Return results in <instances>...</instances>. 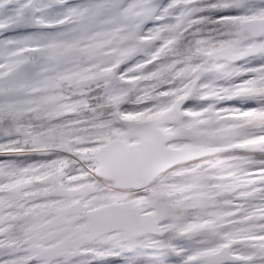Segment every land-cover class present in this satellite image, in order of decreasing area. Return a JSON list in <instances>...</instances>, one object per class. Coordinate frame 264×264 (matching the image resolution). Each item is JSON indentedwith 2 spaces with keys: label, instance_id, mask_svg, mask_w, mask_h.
Listing matches in <instances>:
<instances>
[{
  "label": "snow or ice",
  "instance_id": "snow-or-ice-1",
  "mask_svg": "<svg viewBox=\"0 0 264 264\" xmlns=\"http://www.w3.org/2000/svg\"><path fill=\"white\" fill-rule=\"evenodd\" d=\"M0 264H264V0H0Z\"/></svg>",
  "mask_w": 264,
  "mask_h": 264
}]
</instances>
